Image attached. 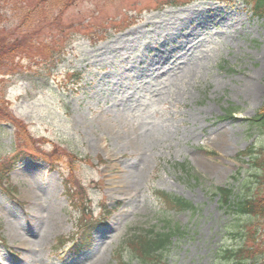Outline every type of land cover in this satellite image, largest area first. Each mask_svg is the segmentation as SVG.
<instances>
[{
    "label": "rangeland",
    "instance_id": "rangeland-1",
    "mask_svg": "<svg viewBox=\"0 0 264 264\" xmlns=\"http://www.w3.org/2000/svg\"><path fill=\"white\" fill-rule=\"evenodd\" d=\"M13 1L0 32L35 42L0 69L14 119L0 117V168L22 146L36 157L0 179V264H118L123 236L167 226L185 233L167 264H215L229 218L211 194L264 142L248 124L264 105V16L243 0ZM162 190L198 211L161 210ZM104 211L94 246L70 251L79 220Z\"/></svg>",
    "mask_w": 264,
    "mask_h": 264
},
{
    "label": "trees",
    "instance_id": "trees-1",
    "mask_svg": "<svg viewBox=\"0 0 264 264\" xmlns=\"http://www.w3.org/2000/svg\"><path fill=\"white\" fill-rule=\"evenodd\" d=\"M2 1L9 2V0ZM243 1L257 17L264 16V0ZM13 2L17 6H23L26 0ZM25 17L27 18L28 15ZM2 21L3 17L0 15V25H3ZM6 34L8 36H5ZM33 36L30 37L28 34L24 39L13 38L6 31L0 32V67H2L0 69L14 66L17 57H30ZM261 108L255 117L248 119V124L250 129L259 133L258 138L264 139V105ZM0 117L3 122L13 125L14 119L9 113L6 114L2 104H0ZM27 148L26 145L17 149L18 153L13 157L12 164L9 162L7 165L6 172H2L0 168V179L3 182L8 180V172L13 164L15 167L24 158L34 157L32 151L25 153ZM239 158L248 164L249 170L245 175L237 171L230 177L229 183L216 187L211 194L217 201L220 211L229 218L223 228L226 244L218 248L214 262L215 264H264V142L251 145L241 151ZM179 167L187 170L184 164ZM155 195L161 210L166 212L195 214L198 211L190 201L175 194L155 191ZM81 224H83L81 229L84 236L83 246L87 247L91 239L90 232L96 225L92 221ZM184 236V231L178 226L174 228L167 226L159 232L142 228V231L124 238L114 255L118 264H167L176 241L179 238L183 239Z\"/></svg>",
    "mask_w": 264,
    "mask_h": 264
},
{
    "label": "bare ground",
    "instance_id": "bare-ground-1",
    "mask_svg": "<svg viewBox=\"0 0 264 264\" xmlns=\"http://www.w3.org/2000/svg\"><path fill=\"white\" fill-rule=\"evenodd\" d=\"M198 16V14L197 15H194V16H191V17H189V18H187V20H185L186 22L185 23H187L188 21H190V22H188V23H191V22H193V21H196V20H198V19H195V20H192L193 18H196ZM121 42V40L120 41H118V43H120ZM181 59H183L182 57L181 58H178L174 63H171L170 64V66H168V68H170L171 70H176L177 69V67H178V64H179V60H181ZM253 88H256V87H254L253 86ZM219 133V136L216 138V141H220V142H223V137L222 136H224L223 135V133L222 132H220V131H218Z\"/></svg>",
    "mask_w": 264,
    "mask_h": 264
}]
</instances>
